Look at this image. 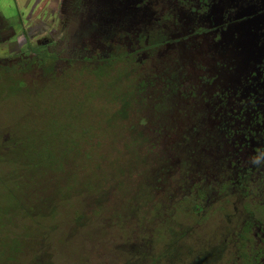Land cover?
Returning <instances> with one entry per match:
<instances>
[{
  "label": "rangeland",
  "instance_id": "374dc122",
  "mask_svg": "<svg viewBox=\"0 0 264 264\" xmlns=\"http://www.w3.org/2000/svg\"><path fill=\"white\" fill-rule=\"evenodd\" d=\"M14 3L0 0V12L12 20L23 13ZM24 32L19 38L26 37ZM10 47L1 45L0 50ZM167 47L153 53L150 70L185 69L189 79H183V91L190 99L174 101L169 116L158 124L148 122L155 128L138 149L137 163L125 152L118 160L107 153L104 159L98 157L100 169L93 167L98 158L89 148L108 135L99 130L110 109L104 100L107 80L101 86L93 76L76 74L54 85H38L33 72L15 80L0 76V264H152L161 250L174 244L171 230L182 228L195 241L215 235L217 214L212 211L206 221L195 222L193 193H177L172 184H160L177 179L174 170L186 155L185 147L195 149L198 157L190 170L209 171L223 158L244 161L248 154L240 148L239 136L223 139L217 127L224 111L194 84L193 74H201L198 63L203 60L210 63L206 71H222L225 49L203 52L204 46H198L185 51L176 46L167 52ZM93 80L95 86L89 89ZM117 84L109 89L116 91ZM187 86L196 92H188ZM87 128L95 132L92 137ZM118 163L124 168L126 164L122 178L114 175ZM76 189L61 200L64 191ZM96 189L109 193L94 195ZM85 202L101 204L88 209ZM82 215L85 218L77 220Z\"/></svg>",
  "mask_w": 264,
  "mask_h": 264
},
{
  "label": "flooded vegetation",
  "instance_id": "af4514ba",
  "mask_svg": "<svg viewBox=\"0 0 264 264\" xmlns=\"http://www.w3.org/2000/svg\"><path fill=\"white\" fill-rule=\"evenodd\" d=\"M30 10L14 20L0 12V46H11L0 50V76L15 80L33 72L38 85H54L76 74L96 79L103 73L122 75L131 87L141 78L152 82L145 88L154 101L147 124L169 116L174 101L190 99L183 91L185 69L151 71L153 53L165 45L167 52L176 46H204L203 52L224 47L222 71H206L210 63L203 60L194 84L224 111L217 127L223 139L239 136L248 154L244 161L223 158L199 171L189 169L198 157L185 147L174 170L177 179L160 185L193 193L195 222L213 211L220 217L215 233L224 223L239 222L248 237L246 251L264 264V0H54L45 11ZM157 105L164 112H153Z\"/></svg>",
  "mask_w": 264,
  "mask_h": 264
},
{
  "label": "trees",
  "instance_id": "16d2710c",
  "mask_svg": "<svg viewBox=\"0 0 264 264\" xmlns=\"http://www.w3.org/2000/svg\"><path fill=\"white\" fill-rule=\"evenodd\" d=\"M102 70V72H104L105 69L102 68ZM93 71H97V69H94ZM121 77L122 75L112 77L103 73H101L99 76L95 75L97 83L99 81L101 86H103L105 80L108 81L104 88H106L105 92H107L109 95L106 94L104 100L110 102V109H106L107 111L104 113V118L106 120L103 121L104 123L102 126H98L99 130L102 129V131L108 135L102 138V142L93 144L94 146L89 149L91 150L92 156L97 158L100 157L101 159H104L107 153H112L113 156H111V158L113 160L114 158H116L115 160H118L123 157V152H125L127 155L132 156L131 160L137 163L138 158L140 159L138 149L141 146H145L147 144L146 136H148L151 130L153 132L155 128L154 126L149 127L146 120V118L149 116L148 113L150 114V112H152L150 105L153 104L154 101L151 96L149 98L146 97L147 92L145 93V88L150 83V86H152V82L149 81L147 83L141 78V80L135 78L133 79L131 87L127 83V80H125L127 78ZM115 83H119L117 84L119 86L116 91H111L109 88L111 86L115 87ZM66 84L67 83L63 85ZM94 86V80L91 81L90 85L88 83L89 89H91V87L94 88ZM76 90H79L77 86ZM81 93L83 92L81 91ZM147 96H149V94ZM153 112H164V108H158L157 105L155 106ZM130 118L132 119L129 120ZM156 119H159V117ZM85 133H91L90 137L95 134L93 130L88 128L85 129ZM114 136L117 138V140L113 138ZM116 153H119V155L116 156ZM100 158L94 160V165L91 163L88 164L91 166L93 165L95 169H100V166L98 165V163L101 162ZM82 162L84 161L82 160ZM125 173L126 164L125 168L122 167V163L116 164L114 175H120L122 178ZM105 177L107 178V176ZM105 177L103 178L105 179ZM103 182L109 184L111 183V181L108 182L106 179L103 180ZM118 182V180H115V183ZM110 185L112 186V184ZM98 189H96L94 195H97L98 192H101ZM74 191H78V189L64 191V197L61 200H63L65 197L69 198L68 195L72 194ZM79 192L81 193L82 191L80 190ZM101 193L108 194L109 192L107 191L106 193ZM100 204L101 203L97 202L96 205L91 206L86 203L85 206L88 209L91 207H96L95 209H97ZM194 209L195 208L193 207V210ZM133 215L136 216L135 212ZM84 218V215L81 217L78 216L77 220H82ZM224 226L225 228H223L219 233H215L212 238H198L197 240L199 241L188 239V236L191 234L187 233L182 228L180 229L182 231L181 233H179L180 230L177 232L175 231L174 233H172L173 230H171L169 239H171L170 242L175 240L174 244L167 246V250L163 249L165 247L163 246L161 248L163 249L161 250V259H159L160 256H156L155 259H153L152 264H258L259 262H257L258 257L256 254L251 251H246V241L248 237L245 233L242 234L238 230L239 222H227L224 223ZM245 226L247 225L244 224L242 227ZM139 237L140 236H138V238ZM227 255L229 256L228 258H226Z\"/></svg>",
  "mask_w": 264,
  "mask_h": 264
},
{
  "label": "crops",
  "instance_id": "0c3cea01",
  "mask_svg": "<svg viewBox=\"0 0 264 264\" xmlns=\"http://www.w3.org/2000/svg\"><path fill=\"white\" fill-rule=\"evenodd\" d=\"M14 1L16 7L21 8L24 14H27V10L29 9L33 10L34 8L35 10L45 11L54 3V0H14Z\"/></svg>",
  "mask_w": 264,
  "mask_h": 264
}]
</instances>
